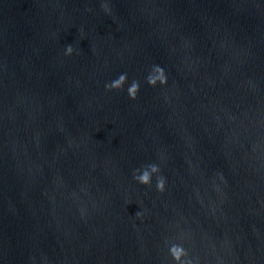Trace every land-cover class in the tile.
<instances>
[{
	"label": "water",
	"instance_id": "obj_1",
	"mask_svg": "<svg viewBox=\"0 0 264 264\" xmlns=\"http://www.w3.org/2000/svg\"><path fill=\"white\" fill-rule=\"evenodd\" d=\"M181 233L264 264V0H0V264H174Z\"/></svg>",
	"mask_w": 264,
	"mask_h": 264
},
{
	"label": "clouds",
	"instance_id": "obj_2",
	"mask_svg": "<svg viewBox=\"0 0 264 264\" xmlns=\"http://www.w3.org/2000/svg\"><path fill=\"white\" fill-rule=\"evenodd\" d=\"M101 6L105 8L106 11H110L107 4L102 3ZM73 51L74 49L72 45L69 44L65 49V55L70 56ZM127 81V73H122L116 79L106 83L105 89L107 91L123 90ZM146 81L149 85L153 87L157 86L158 84L161 86L166 85L168 82V77L165 69L160 65H153L146 77ZM139 90V80H133L127 88V94L131 99L135 100L137 98ZM154 175L156 176V190L160 193L165 192L167 185V177L161 173V167L156 162H152L142 166L141 168L135 169L133 173V179L142 185L151 186ZM218 175L220 179L223 180V174L219 173ZM135 215L138 218H142L143 212L138 211ZM184 240L185 234L181 233V235L177 238L176 241L170 242L168 244L169 256L171 257L174 264H198V258L194 260V258L190 255L189 249L185 247Z\"/></svg>",
	"mask_w": 264,
	"mask_h": 264
}]
</instances>
